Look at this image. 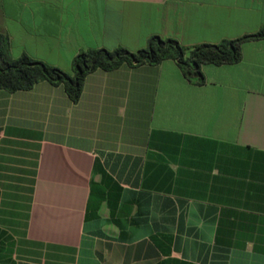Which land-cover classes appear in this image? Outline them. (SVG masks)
Wrapping results in <instances>:
<instances>
[{
    "label": "crops",
    "instance_id": "1",
    "mask_svg": "<svg viewBox=\"0 0 264 264\" xmlns=\"http://www.w3.org/2000/svg\"><path fill=\"white\" fill-rule=\"evenodd\" d=\"M264 0H0L23 54L74 73L82 51L187 47L260 30ZM236 63L96 69L73 101L0 88L2 264H264V38Z\"/></svg>",
    "mask_w": 264,
    "mask_h": 264
},
{
    "label": "trees",
    "instance_id": "2",
    "mask_svg": "<svg viewBox=\"0 0 264 264\" xmlns=\"http://www.w3.org/2000/svg\"><path fill=\"white\" fill-rule=\"evenodd\" d=\"M261 38H264V24L257 32L237 39H225L220 43L205 42L193 47L184 46L174 38L154 35L146 47L137 51L123 46L114 50L100 48L82 51L74 59V73H69L28 54L14 58L8 36L0 31V88L16 92L30 89L46 80L63 85L75 101L80 97L84 77L96 69L111 70L123 64H160L166 59L175 60L191 82L203 84L206 80L202 70L204 64L236 63L242 59V42Z\"/></svg>",
    "mask_w": 264,
    "mask_h": 264
}]
</instances>
